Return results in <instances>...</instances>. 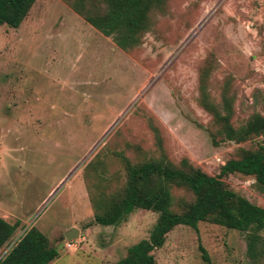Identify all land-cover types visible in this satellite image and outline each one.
I'll use <instances>...</instances> for the list:
<instances>
[{"label":"rangeland","instance_id":"1","mask_svg":"<svg viewBox=\"0 0 264 264\" xmlns=\"http://www.w3.org/2000/svg\"><path fill=\"white\" fill-rule=\"evenodd\" d=\"M203 69L209 103L221 116L230 108L234 130L264 121V0H165L129 51L65 0H37L17 29L0 27V217L19 223L11 244L35 227L59 253L50 264L118 262L158 217L137 209L118 226L93 223L90 193L125 182L123 159L185 158L215 177L263 143L264 123L238 144L200 106ZM221 182L264 209L253 177ZM172 194L175 203L187 195ZM71 229L78 234L65 240ZM245 237L180 225L152 254L155 264H264L247 257Z\"/></svg>","mask_w":264,"mask_h":264},{"label":"trees","instance_id":"2","mask_svg":"<svg viewBox=\"0 0 264 264\" xmlns=\"http://www.w3.org/2000/svg\"><path fill=\"white\" fill-rule=\"evenodd\" d=\"M37 0H0V27L17 29ZM71 9L92 28L123 51L140 43L149 28V15L165 0H65ZM207 72L200 74L199 104L225 130L227 139L238 144L250 140L255 126L264 121L256 119L249 126L234 130L227 114L221 116L208 101L204 81ZM240 157L221 166L218 176H209L191 165L185 158L173 164L164 158L132 163L123 159L125 182L109 195L93 196V223L118 226L134 210H146L158 215L149 238L127 250L125 258L110 264H155L153 251L164 245L166 235L177 226L197 230L200 222L211 223L229 230L246 233L247 257L252 262L264 258V209L226 189L221 178L230 174L253 177L264 188V140L255 150L241 151ZM173 189L184 190L186 196L175 203ZM19 223H7L0 217V249L9 247L0 264H50L59 253L37 228L27 229L13 244L11 239ZM206 259L205 255L203 256Z\"/></svg>","mask_w":264,"mask_h":264},{"label":"water","instance_id":"3","mask_svg":"<svg viewBox=\"0 0 264 264\" xmlns=\"http://www.w3.org/2000/svg\"><path fill=\"white\" fill-rule=\"evenodd\" d=\"M77 234H78V230L77 229H71L70 231L64 233V239L70 241Z\"/></svg>","mask_w":264,"mask_h":264}]
</instances>
